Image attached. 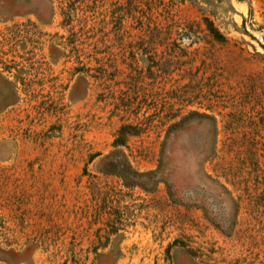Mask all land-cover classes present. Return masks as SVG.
I'll return each instance as SVG.
<instances>
[{
    "label": "rangeland",
    "instance_id": "rangeland-1",
    "mask_svg": "<svg viewBox=\"0 0 264 264\" xmlns=\"http://www.w3.org/2000/svg\"><path fill=\"white\" fill-rule=\"evenodd\" d=\"M0 264H264V0H0Z\"/></svg>",
    "mask_w": 264,
    "mask_h": 264
}]
</instances>
